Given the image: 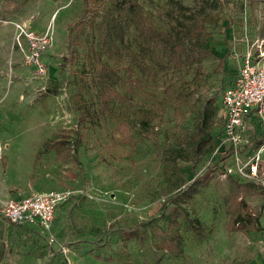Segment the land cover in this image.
Returning a JSON list of instances; mask_svg holds the SVG:
<instances>
[{"label":"rangeland","instance_id":"1","mask_svg":"<svg viewBox=\"0 0 264 264\" xmlns=\"http://www.w3.org/2000/svg\"><path fill=\"white\" fill-rule=\"evenodd\" d=\"M24 19L44 77L14 46ZM247 53L264 63V0H0V264H264V117L236 150L223 132ZM49 190L68 193L48 232L3 219Z\"/></svg>","mask_w":264,"mask_h":264},{"label":"built area","instance_id":"2","mask_svg":"<svg viewBox=\"0 0 264 264\" xmlns=\"http://www.w3.org/2000/svg\"><path fill=\"white\" fill-rule=\"evenodd\" d=\"M14 46L37 76L46 75L44 54L49 48L48 34L35 32L29 19L15 22ZM221 103L223 132L236 150L249 119L264 117V63L260 58L256 60L251 53L243 55L231 83L223 91ZM67 193L49 190L25 196L11 195L4 201L1 215L12 226L27 225L48 232L55 212L65 201Z\"/></svg>","mask_w":264,"mask_h":264},{"label":"trees","instance_id":"3","mask_svg":"<svg viewBox=\"0 0 264 264\" xmlns=\"http://www.w3.org/2000/svg\"><path fill=\"white\" fill-rule=\"evenodd\" d=\"M213 115L214 112H212ZM209 114L208 110L205 108L204 111L202 112L198 123L196 124L197 127V136L194 140V146L196 148H204V146L206 145V143L210 140V122H211V115ZM196 184H193V186H195ZM193 186H190V188H188V193L190 194ZM172 202L175 204V206L177 207L179 205L178 199L174 198L172 200ZM240 220H237V223H239ZM132 237V235L130 236ZM180 236L178 234V232H173L171 234V238L168 240V245L166 246L168 250L170 251H174L175 249H178L180 246Z\"/></svg>","mask_w":264,"mask_h":264},{"label":"crops","instance_id":"4","mask_svg":"<svg viewBox=\"0 0 264 264\" xmlns=\"http://www.w3.org/2000/svg\"><path fill=\"white\" fill-rule=\"evenodd\" d=\"M31 27H32V29H33V25L31 24ZM254 119H257L256 117H252V118H250L249 119V121L247 122V124H248V127H249V125H250V123L254 120ZM30 194H33V193H27V192H21V191H14L13 193H11V195H23V196H25V195H30ZM10 195V196H11Z\"/></svg>","mask_w":264,"mask_h":264}]
</instances>
